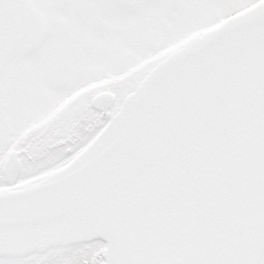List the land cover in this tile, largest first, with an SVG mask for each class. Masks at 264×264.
I'll return each instance as SVG.
<instances>
[{
	"label": "snow or ice",
	"instance_id": "6c2138e0",
	"mask_svg": "<svg viewBox=\"0 0 264 264\" xmlns=\"http://www.w3.org/2000/svg\"><path fill=\"white\" fill-rule=\"evenodd\" d=\"M0 264H264V0H0Z\"/></svg>",
	"mask_w": 264,
	"mask_h": 264
}]
</instances>
